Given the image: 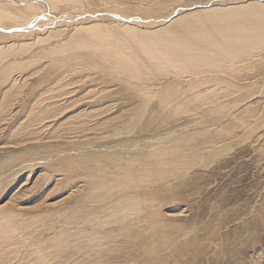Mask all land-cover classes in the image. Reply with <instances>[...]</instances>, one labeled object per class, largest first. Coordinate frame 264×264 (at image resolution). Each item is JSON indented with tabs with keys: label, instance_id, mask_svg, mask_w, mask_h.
<instances>
[{
	"label": "rangeland",
	"instance_id": "obj_1",
	"mask_svg": "<svg viewBox=\"0 0 264 264\" xmlns=\"http://www.w3.org/2000/svg\"><path fill=\"white\" fill-rule=\"evenodd\" d=\"M0 8V264H264V0Z\"/></svg>",
	"mask_w": 264,
	"mask_h": 264
},
{
	"label": "bare ground",
	"instance_id": "obj_2",
	"mask_svg": "<svg viewBox=\"0 0 264 264\" xmlns=\"http://www.w3.org/2000/svg\"><path fill=\"white\" fill-rule=\"evenodd\" d=\"M214 1V0H213ZM26 3V2H25ZM27 4V3H26ZM55 7V6H54ZM178 9V8H177ZM13 15V14H12ZM0 18H1V21H2V19H3V21H4V18H7V19H13L14 17L13 16H11V14L10 13H8V11H6L5 9H1L0 8ZM15 20H17L16 18H15ZM14 20V21H15ZM8 21V20H7ZM181 22V21H180ZM3 23V22H2ZM243 26H245V25H243ZM247 27V26H246ZM19 29V28H18ZM24 30V29H23ZM113 32V31H112ZM134 44H135V42H134ZM122 46V45H121ZM147 46H150V45H147ZM223 47V46H222ZM151 48V47H150ZM153 48V47H152ZM155 49V48H154ZM181 49H184V48H181ZM180 49V50H181ZM144 51H146V52H141V54H143V55H149L150 53H151V51L149 50V49H143ZM147 50H148V52H147ZM179 50V51H180ZM178 51V52H179ZM183 51V50H182ZM203 51V50H202ZM160 52V51H159ZM177 52V56L179 57V59H168L169 61H167V62H165L166 61V59H164V61H156V62H154V60H153V56H152V58H148L150 61H151V63H149V61H147L146 63H145V61L143 60V58L145 57V56H140V57H138V58H136V59H134V60H137V61H139L140 63H144L142 66H147V67H143L142 69H145V71L143 72V73H141V71H136L137 70V68H139L140 67V65H139V67H136L135 68V70H134V73H133V78H135L136 80H138V81H140V82H144L142 85L143 86H145L146 84H156V83H151V81H153L154 79H156V78H158V77H161L162 78V76L163 75H165L166 73H171V70H173V71H176L177 73H179L180 74V72L181 71H185L186 73H189L190 75H195L196 74V72H195V66H196V64H194L193 62H191V59L192 58H190V57H188L187 56V52H185V53H178ZM153 53V52H152ZM151 53V54H152ZM155 53V52H154ZM161 54H163L162 52H160ZM164 53H165V51H164ZM132 54V53H131ZM155 55V54H154ZM157 55V54H156ZM159 55V54H158ZM157 55V56H158ZM165 55H167V54H165ZM169 55V54H168ZM156 56V57H157ZM161 56V55H160ZM155 57V58H156ZM161 57H163V56H161ZM160 57V58H161ZM236 57H238V56H236ZM159 58V57H158ZM121 59V58H120ZM133 59V58H132ZM147 59V60H148ZM162 59V58H161ZM239 59V58H238ZM133 60V61H134ZM159 60V59H158ZM212 61V60H211ZM234 61V60H233ZM236 61V60H235ZM238 61H240V60H238ZM66 62V61H65ZM122 62V61H121ZM135 63V62H134ZM160 63V64H159ZM235 63V62H234ZM233 63V64H234ZM133 64V63H132ZM210 64V63H209ZM214 64V63H213ZM70 65V64H69ZM161 65H163L162 67H163V69H162V67H161V69L160 68H158V67H160ZM58 66V65H57ZM151 66V67H150ZM212 67V66H211ZM152 68H155L154 69V73H149V72H151L152 71ZM213 68V67H212ZM148 73V74H147ZM182 75V74H181ZM158 76V77H157ZM173 76V75H172ZM183 77V76H182ZM153 78V79H152ZM161 78H159V79H156V80H160ZM164 80V79H163ZM139 83V82H138ZM152 94V93H151ZM156 93H154V95H155ZM166 97H172L171 95H166ZM166 97H164L163 96V98H162V100H163V102L164 101H166ZM48 98V97H47ZM167 100H169V98L167 99ZM175 100V99H174ZM169 103H171V102H168V104ZM167 104V105H168ZM172 105V104H171ZM35 109V108H34ZM165 111V110H164ZM83 130V129H82ZM69 135V134H68ZM174 165V164H173ZM135 178V177H134ZM91 192V191H90ZM89 193V192H88ZM122 201H119V202H117V203H121ZM125 202V201H124ZM90 203V202H89ZM131 203V202H130ZM124 204V203H123ZM126 207H128V206H126ZM137 207V206H136ZM105 208V207H104ZM28 209V208H27ZM137 210V209H136ZM92 212V211H91ZM90 212V213H91ZM95 212V211H94ZM111 212V211H110ZM133 212H135V211H133ZM93 213V212H92ZM91 213V214H92ZM0 216H2V215H0ZM83 216V215H82ZM86 216V215H85ZM3 217V216H2ZM94 217H96V216H94ZM93 217V218H94ZM100 217V216H99ZM12 218V217H11ZM92 218V219H93ZM98 218V217H97ZM97 218H95L94 219V221L97 219ZM87 220V222H88V218H86ZM99 219V218H98ZM0 220H2V221H0V235H2V237L4 238V239H7L8 240V238L9 237H11L12 238V236L14 235V232H16L17 230L15 229V227H14V225L15 224H13L12 222L10 223H7L8 222V220H5L4 218L2 219H0ZM104 220V219H103ZM118 221V220H117ZM81 222V221H80ZM86 222V223H87ZM90 222H91V220H90ZM112 222V221H111ZM132 222V221H131ZM17 223V222H16ZM72 223V222H71ZM92 223V222H91ZM102 223V222H101ZM100 223V224H101ZM106 223V222H105ZM64 224V223H63ZM94 224V223H93ZM95 224H96V221H95ZM120 224V223H119ZM76 225V224H75ZM74 225V226H75ZM98 226H100L99 225V222H98V224H97ZM120 226V225H119ZM17 227V226H16ZM77 227V226H76ZM90 228V227H89ZM96 228V227H95ZM14 230H16V231H14ZM92 230V229H91ZM97 232V231H96ZM97 234V233H96ZM17 236V235H16ZM14 237V236H13ZM18 237V236H17ZM11 238H9V240H8V242L10 241V239ZM0 239H1V237H0ZM15 239H16V237H15ZM6 241V240H5ZM105 248V247H104ZM46 254V253H45ZM45 258V257H44ZM98 259V258H97ZM9 260V259H8ZM30 263V262H29ZM35 263V262H34Z\"/></svg>",
	"mask_w": 264,
	"mask_h": 264
}]
</instances>
